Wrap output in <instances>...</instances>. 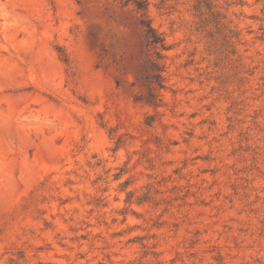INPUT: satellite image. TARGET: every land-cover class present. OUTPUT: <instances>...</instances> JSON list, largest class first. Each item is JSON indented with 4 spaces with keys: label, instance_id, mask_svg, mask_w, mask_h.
Segmentation results:
<instances>
[{
    "label": "rangeland",
    "instance_id": "374dc122",
    "mask_svg": "<svg viewBox=\"0 0 264 264\" xmlns=\"http://www.w3.org/2000/svg\"><path fill=\"white\" fill-rule=\"evenodd\" d=\"M0 264H264V0H0Z\"/></svg>",
    "mask_w": 264,
    "mask_h": 264
},
{
    "label": "trees",
    "instance_id": "16d2710c",
    "mask_svg": "<svg viewBox=\"0 0 264 264\" xmlns=\"http://www.w3.org/2000/svg\"><path fill=\"white\" fill-rule=\"evenodd\" d=\"M137 6L138 9H144L146 7V2H137ZM141 24L144 27L147 45L154 50L153 55L157 57L153 59L154 56L151 55L152 57L143 66L144 73L142 74V78L147 86V100L148 102H156L158 98L157 90L164 87L162 67L158 60L160 59V50L165 49L166 45L164 39L156 32L149 21H142Z\"/></svg>",
    "mask_w": 264,
    "mask_h": 264
}]
</instances>
